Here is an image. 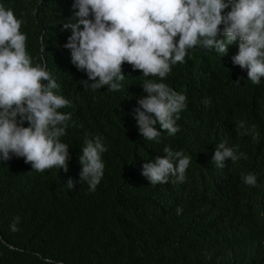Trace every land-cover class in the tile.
<instances>
[{
  "label": "trees",
  "instance_id": "16d2710c",
  "mask_svg": "<svg viewBox=\"0 0 264 264\" xmlns=\"http://www.w3.org/2000/svg\"><path fill=\"white\" fill-rule=\"evenodd\" d=\"M73 2L0 0L23 21L32 65L46 67L60 85L54 93L72 105L59 109L71 114L60 138L69 146L67 172L41 173L14 155L0 161V264H264V80L253 84L248 69L233 64L239 41L222 57L195 47L166 78L156 77L184 94L187 106L175 135L162 131L158 142L150 141L129 114L130 98L145 94L131 65L122 70L118 91L80 84L94 81L64 47L71 31L62 28L73 18ZM95 138L106 148L105 168L90 191L80 180L79 157ZM221 142L244 155L218 168L212 159ZM166 147L191 163L183 182L170 177L152 185L142 165L163 158ZM249 173L255 186L242 180Z\"/></svg>",
  "mask_w": 264,
  "mask_h": 264
},
{
  "label": "clouds",
  "instance_id": "9594fccd",
  "mask_svg": "<svg viewBox=\"0 0 264 264\" xmlns=\"http://www.w3.org/2000/svg\"><path fill=\"white\" fill-rule=\"evenodd\" d=\"M72 9L73 18L62 28L71 31L64 47L70 50L73 65L94 81L80 84L118 91L125 79L122 70L131 65L133 81L145 94L137 101L130 98L129 114H135L139 134L147 140L158 142L162 131L169 136L179 131L176 120L186 109L187 97L158 83L156 77L166 78L172 65L185 62L189 50L214 49L222 57L239 41L233 64L247 68L253 84L264 80V0H74ZM225 9L230 11L222 15ZM22 22L0 5V161L14 155L41 173L51 168L67 172L69 146L60 138L71 114L59 109L71 107V101L54 93L60 85L46 67L32 65L26 35L20 31ZM25 121L28 127L23 126ZM85 144L79 176L95 191L103 177L101 154L106 148L99 138ZM164 152L163 158L142 165V175L152 185L167 183L170 177L183 182L191 157L167 147ZM243 155L221 142L212 160L223 168L225 161L235 162ZM242 180L248 186L257 183L251 173ZM66 186L74 188L72 178ZM181 211L178 208L177 214ZM18 222L19 218L11 225L12 231Z\"/></svg>",
  "mask_w": 264,
  "mask_h": 264
}]
</instances>
